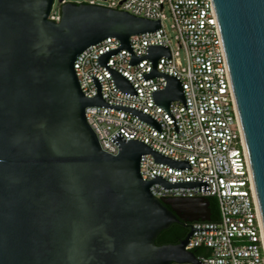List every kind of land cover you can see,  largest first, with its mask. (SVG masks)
I'll list each match as a JSON object with an SVG mask.
<instances>
[{"label": "water", "instance_id": "95a60500", "mask_svg": "<svg viewBox=\"0 0 264 264\" xmlns=\"http://www.w3.org/2000/svg\"><path fill=\"white\" fill-rule=\"evenodd\" d=\"M55 1L0 0V264H201L185 250L192 229L176 245L155 241L174 223L211 221L208 199H158L153 184L178 185L140 175L145 154L186 164L136 140L119 139L117 155L104 152L85 109L107 104L100 94L84 96L74 70L89 46L115 37L130 49L132 36L156 31L160 21L67 0L51 18ZM211 2L264 234V0ZM146 57L156 67L170 51L153 46ZM156 75L168 81L157 104L184 102L178 79L156 70L148 77Z\"/></svg>", "mask_w": 264, "mask_h": 264}, {"label": "built area", "instance_id": "2783aa9c", "mask_svg": "<svg viewBox=\"0 0 264 264\" xmlns=\"http://www.w3.org/2000/svg\"><path fill=\"white\" fill-rule=\"evenodd\" d=\"M116 1L115 6L106 7L160 21V28L132 36L130 49L122 48L117 38L107 37L75 59L84 96L100 94L107 104L85 109L101 149L117 155L119 139L136 140L185 163L183 168L171 166L157 162L151 154L140 159L143 181L161 178L178 185L153 184L154 197L217 198L219 220L193 222L185 250L202 249L201 264H264L263 225L211 0ZM166 11L184 50V62L175 57L164 27ZM153 46L170 51V57L159 58L156 67L146 57ZM154 70L180 81L184 102L172 101L168 109L157 104L155 94L165 91L168 81L165 76L148 77ZM115 73L134 93L117 85ZM133 111L148 116L157 126Z\"/></svg>", "mask_w": 264, "mask_h": 264}, {"label": "rangeland", "instance_id": "374dc122", "mask_svg": "<svg viewBox=\"0 0 264 264\" xmlns=\"http://www.w3.org/2000/svg\"><path fill=\"white\" fill-rule=\"evenodd\" d=\"M69 2H77V3H95V4H100L103 6H115L116 5V0H67ZM58 0L55 1V4L53 6V10L51 13V18L57 17L58 13V7H59ZM166 16L168 17L164 21V27L169 35V38L171 39L172 45H173V52L175 54V57L180 59L182 62L185 61V53L184 50L179 47L178 40H177V32L174 29L173 26V21L170 18L169 12L166 11Z\"/></svg>", "mask_w": 264, "mask_h": 264}, {"label": "flooded vegetation", "instance_id": "af4514ba", "mask_svg": "<svg viewBox=\"0 0 264 264\" xmlns=\"http://www.w3.org/2000/svg\"><path fill=\"white\" fill-rule=\"evenodd\" d=\"M60 7H61V4L58 7L57 13L59 12ZM180 222L183 223V229H184L183 231H186V235H185V237H186L188 235V233L192 229V223L183 222V221H180ZM179 223H174L168 229L162 231L158 235V237H157V239L155 241L156 244L158 246L169 245V244L176 245V244H178L180 242V240L185 239V237H181L180 236V232H179V229H178ZM194 255L198 259L199 255L196 254L195 252H194ZM171 264H191V263H176V262H172Z\"/></svg>", "mask_w": 264, "mask_h": 264}, {"label": "trees", "instance_id": "16d2710c", "mask_svg": "<svg viewBox=\"0 0 264 264\" xmlns=\"http://www.w3.org/2000/svg\"><path fill=\"white\" fill-rule=\"evenodd\" d=\"M209 203H210V209H211V222H216L219 220V206H218V201H217V198L214 197V196H208L207 197ZM178 229H179V232H180V236L181 237H185L186 235V231H183V223L180 222L179 225H178ZM203 250H194L193 252H195L196 254L200 255V253L202 252Z\"/></svg>", "mask_w": 264, "mask_h": 264}]
</instances>
